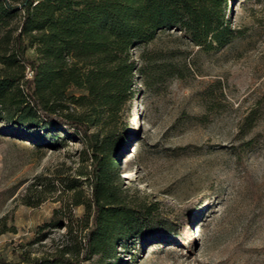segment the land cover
<instances>
[{
  "label": "rangeland",
  "instance_id": "1",
  "mask_svg": "<svg viewBox=\"0 0 264 264\" xmlns=\"http://www.w3.org/2000/svg\"><path fill=\"white\" fill-rule=\"evenodd\" d=\"M226 16L236 31L229 44L204 53L166 39L186 51L188 70L136 88L118 184L156 220L103 264H264V0H228ZM9 131L0 121V261L21 264L67 242L61 225L39 227L56 210L83 216L64 183L82 184L90 162L79 140L44 146ZM39 191L38 206L23 204Z\"/></svg>",
  "mask_w": 264,
  "mask_h": 264
},
{
  "label": "trees",
  "instance_id": "2",
  "mask_svg": "<svg viewBox=\"0 0 264 264\" xmlns=\"http://www.w3.org/2000/svg\"><path fill=\"white\" fill-rule=\"evenodd\" d=\"M227 1L0 0V121L9 134L37 135L44 146L79 140L90 162L79 173L82 184L58 179L83 216L56 210L39 227L61 225L67 242L49 258L23 255L21 264H80L92 257L103 264L117 246L146 236L156 220L152 207L131 205L118 184L130 103L138 85L182 78L188 70L186 51L168 42L205 53L232 41ZM37 194L23 204L38 206Z\"/></svg>",
  "mask_w": 264,
  "mask_h": 264
}]
</instances>
